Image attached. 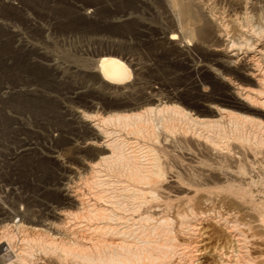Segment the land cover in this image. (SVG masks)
<instances>
[{
    "label": "rangeland",
    "instance_id": "rangeland-1",
    "mask_svg": "<svg viewBox=\"0 0 264 264\" xmlns=\"http://www.w3.org/2000/svg\"><path fill=\"white\" fill-rule=\"evenodd\" d=\"M185 6L182 0H0V244L7 247L11 242L16 250L29 247V262L40 264L42 246L73 245L81 237L75 232L77 224L88 220L76 215L81 207L77 196L88 204L95 192L100 197L98 205L103 206L105 199L111 196L115 200L123 193V162L98 166L100 178L107 184L91 180L89 163L97 162L100 155L89 142L115 141L126 153L134 145V129L116 120L106 121L102 124L105 135L95 138L80 114L124 113L127 108L118 106L136 103L141 109L177 105L192 117L202 112L213 119L209 106L215 105L264 121L263 110L226 105L214 96L219 93L234 99L230 84L220 81L212 85L213 74L199 72L202 65H213L221 75L244 86L254 85L225 71L221 56L209 57V47L216 42L188 46L189 41L194 44L193 37L175 25L185 15ZM173 34L177 40L170 39ZM226 39L231 40L225 37L222 42ZM109 53L131 70L129 82L114 85L103 81L97 71L99 59ZM150 100L153 103L147 104ZM167 107L146 115L157 134L170 121L174 143L166 153L174 152V161L185 163L189 161L179 151L189 149L194 161L200 162V170L210 169L211 176L229 169L234 172L228 178L230 183L240 182L248 188L252 197L248 206L264 204V126L240 116L201 126ZM181 129L217 136L235 159L201 155L190 143L178 139L175 133ZM174 161L169 157L163 163V178L177 171ZM200 170L184 167L179 177L191 183L205 178L199 176ZM211 180L207 186L223 181ZM10 212L18 215L5 217ZM27 212L35 214L40 223L58 224L61 234L48 229L50 233L37 236L23 227L15 228L21 221L32 225L27 222L31 217L24 221L20 215ZM61 212L71 213L55 217ZM10 257L15 260L12 250ZM67 258L68 264H78L80 259L76 253Z\"/></svg>",
    "mask_w": 264,
    "mask_h": 264
},
{
    "label": "bare ground",
    "instance_id": "bare-ground-1",
    "mask_svg": "<svg viewBox=\"0 0 264 264\" xmlns=\"http://www.w3.org/2000/svg\"><path fill=\"white\" fill-rule=\"evenodd\" d=\"M182 1L188 8L181 21L175 25L183 27L193 37L194 44L189 41L188 46L198 48L205 42H216L215 47H209V57L221 56L225 71L232 73L234 78L247 79L254 85L249 87L239 84L226 73L221 75L223 73L213 65L205 64L199 72L210 71L213 74L212 85L220 81L228 82L234 99L228 100L219 93L214 96L226 105L264 111V0ZM225 37L231 40L226 39L223 43ZM170 39L177 40V37L173 34ZM179 41L182 42L183 38ZM216 60L212 58V61ZM97 71L103 81L109 84L122 85L132 78L131 70L114 53L105 54L99 59ZM152 103L150 100L147 104ZM118 107L127 109L124 113L106 116L83 113L79 117L95 138L105 135L102 124L106 121L116 120L134 129V145L126 153L119 150V144L115 141L103 139L89 142L100 155L97 162L89 163L91 180L107 184L106 179L100 178L98 166L107 162H123L121 165L126 174L121 176L123 193L118 199L113 200L111 196L105 199L103 206L98 205L100 197L95 192L92 193L93 202L88 204L84 197L77 196L81 207L76 215L80 214V217L82 215L88 220L86 224H77L75 232L81 237L73 245L71 243L58 248L46 244L40 247L42 257L38 259L43 261L40 264H68L70 261L67 262V256L71 253H76L80 258L78 264H264V204L257 203L249 207L252 197L248 188L240 182L230 183L228 178L234 172L229 169L211 176L210 169L200 170V162L194 161L189 149L181 147L179 151L189 161L185 163L175 162L174 152L166 153L174 143L170 136V121H166L163 126L160 122L162 128L159 127L161 131L157 134L156 127L151 126L146 115L161 112L167 106L141 109L133 103ZM167 108L175 115L188 117L201 126L219 125L222 119H234L237 116L264 126V121L259 118L240 115L215 105L209 106V114L215 117L213 119L204 117L207 114L202 112L192 117L177 105ZM175 135L183 143H190L201 155L224 156L232 161L235 159L234 153L226 150L215 135L213 137L188 129L177 130ZM169 157L174 161L177 171L170 172L166 179L163 178V163ZM189 166L202 171L199 176L205 178L186 183L179 176L180 171ZM211 179L223 181L217 186H207L212 182ZM70 213L54 215L64 218ZM15 215L18 214L11 213L5 217L12 218ZM20 215L24 221L26 217H31L27 222L32 225H23L21 221V224L13 225L15 228L23 227L31 235L37 236L50 233L48 229L61 234L58 224L40 223L35 214L28 212ZM31 241L33 238L28 239V243ZM10 243L7 247L0 244V261L5 264H30V248L16 250ZM11 250L15 260L7 258Z\"/></svg>",
    "mask_w": 264,
    "mask_h": 264
},
{
    "label": "crops",
    "instance_id": "crops-1",
    "mask_svg": "<svg viewBox=\"0 0 264 264\" xmlns=\"http://www.w3.org/2000/svg\"><path fill=\"white\" fill-rule=\"evenodd\" d=\"M1 258H2V257H1ZM1 258H0V259H1Z\"/></svg>",
    "mask_w": 264,
    "mask_h": 264
}]
</instances>
